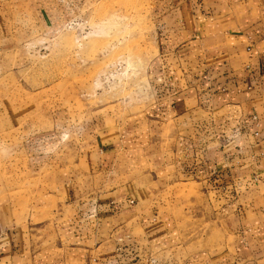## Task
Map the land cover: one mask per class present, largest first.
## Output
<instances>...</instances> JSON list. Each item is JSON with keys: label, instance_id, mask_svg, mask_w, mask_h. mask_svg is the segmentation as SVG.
Masks as SVG:
<instances>
[{"label": "crops", "instance_id": "0c3cea01", "mask_svg": "<svg viewBox=\"0 0 264 264\" xmlns=\"http://www.w3.org/2000/svg\"><path fill=\"white\" fill-rule=\"evenodd\" d=\"M40 1L0 0L32 15ZM155 9L152 70L164 94L117 129L81 128L80 168L65 180L72 208L46 224L50 234L0 206V264H264V0ZM166 182L200 184L208 206L197 212L179 196L161 208ZM173 210L217 223L222 247L190 251Z\"/></svg>", "mask_w": 264, "mask_h": 264}, {"label": "rangeland", "instance_id": "374dc122", "mask_svg": "<svg viewBox=\"0 0 264 264\" xmlns=\"http://www.w3.org/2000/svg\"><path fill=\"white\" fill-rule=\"evenodd\" d=\"M41 1L35 15L19 2H0V39L8 37L0 45V206L16 224L66 221L65 180L79 167L72 147L81 128L117 129L164 94L152 70L160 0ZM164 187L161 208L179 196L177 203L197 212L208 206L200 184ZM191 212L173 210L190 251L220 249L217 223Z\"/></svg>", "mask_w": 264, "mask_h": 264}]
</instances>
